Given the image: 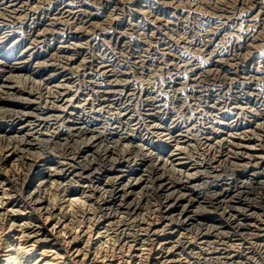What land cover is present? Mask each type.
<instances>
[{"label":"bare ground","instance_id":"bare-ground-1","mask_svg":"<svg viewBox=\"0 0 264 264\" xmlns=\"http://www.w3.org/2000/svg\"><path fill=\"white\" fill-rule=\"evenodd\" d=\"M0 264H264V0H0Z\"/></svg>","mask_w":264,"mask_h":264},{"label":"rangeland","instance_id":"rangeland-1","mask_svg":"<svg viewBox=\"0 0 264 264\" xmlns=\"http://www.w3.org/2000/svg\"><path fill=\"white\" fill-rule=\"evenodd\" d=\"M57 1H59L60 2V0H57ZM138 1V0H137ZM54 5V4H53ZM39 15V14H38ZM181 15H183V14H181ZM192 21H193V23H192V21L190 20V24H189V26L187 27V29L186 28H184V32L185 33H183V32H181V33H178L179 31H177V30H179V28L176 30V29H174V30H171V31H168L169 33H171V34H166V35H163L162 36V38L164 39V40H168V41H166V42H170L169 44H170V47H171V50H173V52H171V53H173L175 56H176V54H177V57H178V55H179V53L180 54H182L183 52H181V50L179 51L178 49H177V47L175 48V39L174 40H169L170 38H174L175 37V35H176V37H181V36H185V35H180V34H188L187 36H185V37H190V38H195V37H197L196 35H195V31H194V29H197V28H195L196 27V24H195V21H194V19H192V18H190ZM200 20L203 22L204 21V19L202 20V18H200ZM201 21H199V22H201ZM109 23L110 22H106V23H103V25L104 26H106V27H108L109 26ZM106 24V25H105ZM192 24V25H191ZM200 24V23H199ZM102 25V26H103ZM206 26H204L205 27V29H211V27H213V23H207V21H206V24H205ZM207 27V28H206ZM110 31H114L113 32V34L110 36V37H108L107 38V41H109V42H111V45L109 44V42H106V43H108L109 44V46H110V50H112V51H109L108 52V56L109 57H111V58H109V59H112V60H116L115 62L117 63L116 65H117V67H121L120 69L121 70H130V75H132L133 74V72H134V77H136V80L138 79V78H140L139 80H138V83L141 85L142 84V87H144L145 89H146V87L147 88H149V87H151V86H153V84L152 83H154V82H152L150 85H149V82L150 81H152L151 79H153V78H155V79H153V80H155L156 81V86L157 87H155L154 88V90L155 89H157V88H159L161 85V82H163V81H166V80H169L168 79V77L171 75V73L172 72H169V73H167L166 71V69H164V68H160L159 69V65H161V63H160V60L159 59H161V60H163L162 58H160L161 56L162 57H164L165 56V54H163L164 52L163 51H161L162 49H161V47H162V45L161 44H159V43H157V44H153L154 46L150 49V54H149V58H148V60H150V62L148 61V63H146V65H144V70L142 69H140V68H138L137 66H134V65H132V64H130V63H127V62H125V61H123V60H127V59H129V56L131 55L130 54V50L128 49V47H127V45H124V42L125 41H127V40H132L136 35V33H134L133 35H131L130 37L132 38H129L128 36H123V35H121L120 33H119V29H117L116 30V28H114L113 27V29L112 30H110ZM213 31V33H214V30H212ZM212 31H211V33L209 34V37H211L212 35L214 36V34H212ZM22 32H23V38H24V41L22 40L21 42H18L17 41V43L21 46V47H17V49H15V48H13L14 46V44H15V40L14 41H8L6 44L5 43H2L1 45H2V48L5 50L6 49V51L8 50V53H10V52H12L13 53V49H15L14 51L16 52V53H18V51H20V50H23V49H26V47H28L29 46V40H28V38H26L27 37V35H26V33H24L25 32V30L23 29L22 30ZM173 32V33H172ZM178 33V34H177ZM192 33V34H191ZM190 34V35H189ZM170 35L171 36H173V37H170ZM112 37V38H111ZM125 37V38H124ZM165 37H167V38H165ZM91 38H95L94 36H92ZM110 38H111V40H110ZM129 38V39H128ZM116 39V40H115ZM163 39H160L161 41L163 40ZM95 40V39H94ZM125 40V41H124ZM129 40V41H130ZM159 40V41H160ZM28 43V45H27V43ZM14 43V44H13ZM113 43V44H112ZM8 44V45H7ZM23 44H24V46H23ZM117 44V45H116ZM121 44H123V45H121ZM127 44V43H126ZM159 44V45H158ZM173 44V45H172ZM182 44V43H181ZM27 45V46H26ZM117 47H116V46ZM156 45H157V47H158V49H157V47H156ZM112 46H114L113 48H112ZM118 46H120V47H118ZM126 46V47H125ZM161 46V47H160ZM164 46V45H163ZM9 47V48H8ZM30 48L32 47V45H30L29 46ZM147 47V46H146ZM145 47V48H146ZM114 48L116 49V50H114ZM173 48H175L176 50H174ZM119 49V50H118ZM125 49H127V50H125ZM156 49V50H155ZM160 49V50H159ZM151 50H153V51H151ZM119 51V52H118ZM121 51V52H120ZM129 51V52H128ZM156 51V52H155ZM176 51V52H175ZM123 52H124V54H123ZM22 53V52H21ZM117 53V54H116ZM120 53H122V54H120ZM126 53V54H125ZM152 53V54H151ZM162 53V54H161ZM23 56V60H25L26 59V56H27V58H28V56H29V54H28V52L26 53H24V54H22ZM26 55V56H25ZM127 55V56H126ZM151 55H153V57L151 56ZM161 55V56H160ZM122 58H121V57ZM123 56H125V57H123ZM116 57V58H115ZM127 57V58H126ZM154 58H155V61H154ZM157 58H159V59H157ZM176 58V57H175ZM122 59V60H121ZM153 59V60H152ZM169 59H171V58H168V57H166V60H167V62H168V60ZM120 61V62H119ZM123 62V64L121 65V63ZM155 62V63H154ZM127 63V64H126ZM154 63V64H153ZM158 63V64H157ZM124 65H125V67H124ZM152 65H154V66H152ZM157 67H156V66ZM133 66V67H132ZM147 66V67H146ZM149 66V67H148ZM136 67V68H135ZM154 67H156L155 69H154ZM34 68V64H32L31 66H30V69H33ZM136 69V70H135ZM156 69H158V70H156ZM140 70V71H139ZM150 70H152V71H150ZM165 70V71H164ZM133 71V72H132ZM142 71H143V73H142ZM145 71V72H144ZM155 71H157L156 73H154ZM164 71V72H163ZM135 72H136V74H135ZM138 72H139V75H138ZM158 72H159V74H158ZM166 72V73H165ZM149 74V75H146V74ZM151 73H152V75H151ZM154 73V74H153ZM143 74V75H142ZM161 74V75H160ZM151 75V78H148V76H150ZM165 75V76H164ZM169 75V76H168ZM138 76H140V77H138ZM145 76V77H144ZM164 76V77H163ZM161 77V78H160ZM166 77H167V79H166ZM144 79V80H141V79ZM146 78V79H145ZM157 78V79H156ZM163 78V79H162ZM164 78H165V80H164ZM160 79H161V82H159L160 81ZM150 80V81H149ZM144 82V83H143ZM157 83L159 84V85H157ZM18 84H24L22 81H19L18 82ZM145 84H147V85H145ZM144 85V86H143ZM7 127L8 126H6L5 128L7 129ZM134 140V139H133ZM135 141V140H134ZM133 141V142H134ZM6 143V144H5ZM7 143H9L8 142V138L6 139V140H4V143H2V145H1V147H3V146H7ZM123 148L122 146H119L118 148L119 149H121V148ZM133 147H134V144H133ZM136 148V147H135Z\"/></svg>","mask_w":264,"mask_h":264}]
</instances>
